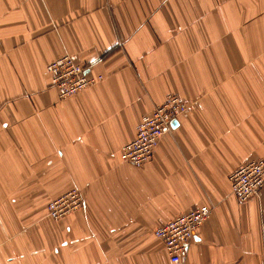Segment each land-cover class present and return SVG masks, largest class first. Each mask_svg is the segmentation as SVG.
Returning <instances> with one entry per match:
<instances>
[{"label": "crops", "instance_id": "0c3cea01", "mask_svg": "<svg viewBox=\"0 0 264 264\" xmlns=\"http://www.w3.org/2000/svg\"><path fill=\"white\" fill-rule=\"evenodd\" d=\"M67 53L103 80L60 98L48 65ZM170 93L188 110L124 162ZM258 158L264 0H0V264H177L155 229L203 204L179 264H264V188L240 203L229 180ZM73 187L83 208L53 219Z\"/></svg>", "mask_w": 264, "mask_h": 264}, {"label": "built area", "instance_id": "2783aa9c", "mask_svg": "<svg viewBox=\"0 0 264 264\" xmlns=\"http://www.w3.org/2000/svg\"><path fill=\"white\" fill-rule=\"evenodd\" d=\"M53 85L60 98L72 97L103 80V76H92L75 55L65 54L48 65ZM188 102L175 93L144 114L137 125L135 138L121 148V159L133 166L141 167L149 162L162 136L171 124L188 110ZM231 188L240 203L257 197L264 188V158L247 160L230 174ZM85 204L81 190L73 187L48 204L49 215L60 219L81 210ZM208 204L197 206L155 229L173 263H182L188 256L192 241L201 225L211 216Z\"/></svg>", "mask_w": 264, "mask_h": 264}, {"label": "rangeland", "instance_id": "374dc122", "mask_svg": "<svg viewBox=\"0 0 264 264\" xmlns=\"http://www.w3.org/2000/svg\"><path fill=\"white\" fill-rule=\"evenodd\" d=\"M69 190H70V189H69ZM67 191H68V190H67ZM67 191H66V192H67ZM64 193H65V192H64ZM64 193H63V194H64ZM61 195H62V194H61ZM48 214H49V212H48ZM49 216H50V215H49ZM62 218H64V217H62ZM62 218H60V219H62ZM43 220H44L43 217H40V218L38 219V222H42ZM56 220H57V219H56ZM58 220H59V219H58Z\"/></svg>", "mask_w": 264, "mask_h": 264}]
</instances>
